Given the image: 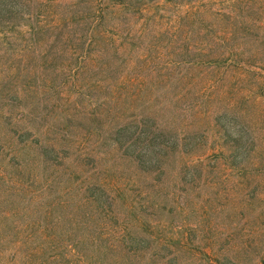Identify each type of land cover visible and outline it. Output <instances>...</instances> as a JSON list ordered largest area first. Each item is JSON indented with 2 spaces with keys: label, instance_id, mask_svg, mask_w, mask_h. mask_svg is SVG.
I'll return each instance as SVG.
<instances>
[{
  "label": "rangeland",
  "instance_id": "rangeland-1",
  "mask_svg": "<svg viewBox=\"0 0 264 264\" xmlns=\"http://www.w3.org/2000/svg\"><path fill=\"white\" fill-rule=\"evenodd\" d=\"M79 1L0 0V264H264V0L237 5L262 38L230 68L195 62L223 47L192 38V0L115 5L111 38ZM203 94L253 144L234 156ZM143 130L150 162L127 147ZM94 188L123 202L102 237Z\"/></svg>",
  "mask_w": 264,
  "mask_h": 264
},
{
  "label": "trees",
  "instance_id": "trees-1",
  "mask_svg": "<svg viewBox=\"0 0 264 264\" xmlns=\"http://www.w3.org/2000/svg\"><path fill=\"white\" fill-rule=\"evenodd\" d=\"M88 2L87 3V10L85 11V15L83 16L86 19H89V21L94 24V28L90 27V32L94 34V36H98V38H111L110 37V31L111 29L109 27V23L111 22V13L112 11L110 8H113L115 5H118V9L122 8L125 11H132L133 8L135 9H141V4L136 3L135 0H81L78 2V5L82 2ZM107 3L105 6L102 5V3ZM218 2L219 6H214V3ZM21 4V3H20ZM238 4H240V0H192V38H219L222 42L219 46L223 47L222 50V57H213L212 52H203L201 55H196L195 62L198 64H206V67H210L212 65L210 64H216V66L221 67H227L230 68L232 66H241L243 62L239 60V58L236 56V45L239 43L240 39L243 37L252 38V40L256 41L257 38H262V35L251 33L249 28H246L248 26H243L244 29H241L238 25V14H240L238 9ZM83 7V6H82ZM85 7V5H84ZM132 7V9H131ZM2 10H7V7H3ZM136 10V11H139ZM110 18V19H109ZM231 24V25H230ZM207 45V44H206ZM240 52V51H239ZM238 52V55H239ZM201 58V59H197ZM199 95V94H198ZM203 97L207 103H212L213 105L217 106L218 109L221 108L222 112L217 117H220V120L225 121L226 124L229 123H235V129H229V128H222V131L226 136L231 140L234 144L235 150H234V156H236L240 151L246 147L245 143H252L253 141H250L251 135L246 133L245 130L241 131L239 124V116L237 114L231 113L228 109V107L222 104L220 106V102H222V97L218 94L216 96L212 97V94L209 96L207 94H203ZM219 102V103H217ZM224 102V101H223ZM219 104V106L217 105ZM229 105V104H227ZM231 105V104H230ZM221 111V110H219ZM218 113V111H216ZM217 115V114H216ZM216 117V116H215ZM224 122H221V124ZM226 124H223L226 125ZM222 126V127H223ZM126 129V128H125ZM136 131L132 132V136L134 137V133ZM148 134V136H147ZM21 135V134H20ZM147 136V137H146ZM156 136V133L152 130H143L142 132L138 133L136 139H133L132 142L128 144V149H132V151H137L136 156L138 158H142L143 156H146L145 153L141 152V148L144 147L145 141L144 138L146 137V147L153 148L156 139H153V137ZM26 138H28L26 136ZM127 136H121L116 138V141L119 143H123V141H128ZM225 139V136H224ZM123 145V144H122ZM247 149V148H246ZM223 150L225 148H220L217 152V157H225L226 154H224ZM130 150H128L129 152ZM142 153V154H141ZM147 155H149L147 153ZM147 161H151V157L146 156ZM145 162V161H143ZM105 182V181H104ZM102 182V183H104ZM117 184H114V187L117 188ZM98 188L90 189L92 191V194H90L92 201L96 202V205L98 208H100L101 212H103L104 217L101 221H105L106 225L102 227L101 229V237L105 234H108L109 231L105 230V227L109 228L112 225L111 218L114 217V214H117L119 210V203L117 197H104V194L99 192L97 190ZM106 195V194H105ZM92 214H89V219L91 218ZM59 224H62L61 220H58L57 226ZM55 225V224H54ZM77 227H80L77 226ZM57 229H61L57 228ZM24 232V230H20V233ZM32 235L28 234L25 238L18 239L14 246L10 249H14L17 251L21 246H23L26 242H29L30 237ZM52 239V240H51ZM52 241V244H55L54 242L55 237L48 236V241ZM94 240V239H92ZM47 243V242H46ZM9 251V250H7ZM31 255V254H30ZM10 260H12V264H15L17 261V255L13 254L10 257Z\"/></svg>",
  "mask_w": 264,
  "mask_h": 264
}]
</instances>
